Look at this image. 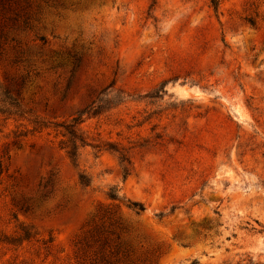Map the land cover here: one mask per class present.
<instances>
[{
  "label": "rangeland",
  "instance_id": "rangeland-1",
  "mask_svg": "<svg viewBox=\"0 0 264 264\" xmlns=\"http://www.w3.org/2000/svg\"><path fill=\"white\" fill-rule=\"evenodd\" d=\"M60 13L44 10L46 43L24 38L47 57L27 74L0 55V82L25 75L22 114L0 113V264H81L99 209L159 243L157 264H264V0Z\"/></svg>",
  "mask_w": 264,
  "mask_h": 264
},
{
  "label": "trees",
  "instance_id": "trees-1",
  "mask_svg": "<svg viewBox=\"0 0 264 264\" xmlns=\"http://www.w3.org/2000/svg\"><path fill=\"white\" fill-rule=\"evenodd\" d=\"M79 4L80 0H0V55L8 56L15 64H21L27 74L31 70L32 62L37 59L44 62L47 59L41 48H29L28 41L24 39L26 36H32L30 40L36 42V46L47 42L45 34L40 31L45 26L44 10L61 16V8L71 7L74 10ZM214 9H217L216 4ZM17 79L15 84L0 82V113L7 116L21 115L23 112L19 88L24 83L25 75L21 74ZM72 120L74 125L83 121L79 116L73 117ZM69 126L71 125L65 126V129L70 132L72 130H68ZM74 147L68 150L71 156L75 154ZM81 182L86 184L82 176ZM107 195L118 199L115 191H109ZM46 197L47 194H41L40 200ZM126 205L136 213L144 209V205L135 200H127ZM164 214L166 213L163 211L157 213L159 217ZM23 231L22 237L31 235L26 229ZM74 245L81 264H157L163 252L159 243L151 241L137 229L117 220L109 210L102 209L91 215L82 226ZM185 264L201 263L197 258H193ZM235 264L263 263L247 256L239 258Z\"/></svg>",
  "mask_w": 264,
  "mask_h": 264
}]
</instances>
